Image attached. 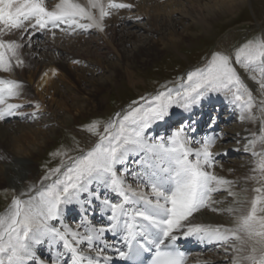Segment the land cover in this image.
<instances>
[{"label": "snow or ice", "instance_id": "1", "mask_svg": "<svg viewBox=\"0 0 264 264\" xmlns=\"http://www.w3.org/2000/svg\"><path fill=\"white\" fill-rule=\"evenodd\" d=\"M132 7L118 0H107V3L104 0H86L84 3L59 0L52 7L45 0H0V71L10 72L13 62L16 67L24 63L19 55V49L24 45L17 40L4 39L13 30L20 32L21 40L26 36L29 44L36 32L47 29L55 36L53 29L66 31L61 25L73 30L96 28L103 32L104 20L111 10ZM257 62L264 64V36L248 41L236 53L235 64L248 68ZM52 74L55 75V71ZM259 84L264 89V80ZM162 88L164 90L153 97L142 96L139 101H133L126 112L117 113L103 125L90 123L86 130L97 135L99 141L94 147L77 157H69L67 164L62 161L60 166L50 169L43 179L52 180V183L43 191L13 197L7 211L0 214V264H108L112 260L109 251L122 260L135 257V264H142L143 253H154L150 264H183V254L174 247V242L181 236H196L200 240L228 245L235 253L233 264H264V187L254 189L257 195L252 199L250 209L241 211L232 227L193 222L194 213L214 203L212 193L232 183L206 170L214 165L211 148L218 134L195 141L187 135L194 129L190 125H181L167 143L152 144L146 136V130L154 122L164 120L174 104L188 109L213 93H224L226 97L230 94L232 101L250 111L252 94L242 85L231 56L212 53L203 68L187 73L181 90L168 89L166 85ZM242 88L247 99L241 93ZM20 89L19 82L0 79V121L22 115L18 109L24 105L9 102L21 95ZM261 142L264 144V136H261ZM255 143L250 139L245 151L251 148L252 154L260 157L254 169L260 176L253 178L264 182V150L256 152ZM134 152L151 153L158 163L160 160L168 162L167 167L161 168L163 177H157L155 171L147 177L150 196L143 192L137 194L130 186L126 187L120 174L122 170L118 165ZM140 163L137 161L138 165ZM136 175L140 178L141 173ZM93 183L103 184L119 198V202L102 198L90 187ZM137 195L145 207L134 210L129 220L125 205L136 203L134 197ZM24 196L27 199L21 198ZM95 201H100L110 211V224L106 227L97 228L83 220ZM74 203L82 209L79 227L58 226L62 206ZM211 210L218 211L216 208ZM227 211L239 210L229 208ZM121 217H125L121 241L128 251L115 245L110 249L103 240L109 232L118 234ZM138 220L146 223L138 224ZM44 243L58 255L50 254L47 260L40 257L36 249ZM84 246L95 255H85ZM65 255L67 259L61 260Z\"/></svg>", "mask_w": 264, "mask_h": 264}, {"label": "bare ground", "instance_id": "2", "mask_svg": "<svg viewBox=\"0 0 264 264\" xmlns=\"http://www.w3.org/2000/svg\"><path fill=\"white\" fill-rule=\"evenodd\" d=\"M242 1L118 0V2L131 4L133 7L111 10V14L104 20L105 27L103 32L96 28L73 30L66 25H61V28L67 30L53 29L55 36L47 29L38 32L44 34L42 44L34 41L36 34L32 36L30 44L26 36L23 40L20 39L21 34L19 31L13 30V32L5 35L4 39L17 40L24 45L19 49V55L24 63L23 66L16 67L13 62V68L10 72L0 71V79L15 80L21 84V95L18 98L11 99L9 102L24 106L29 104L26 111L32 112V115L23 116L26 111L22 107L18 109V112L22 113V115L14 116L20 119V122L6 125L5 120L10 117L0 121V188L4 186L15 187L16 196L21 193L36 195L37 192L43 191L45 186L42 180L37 178L35 167V163L42 155L43 149L56 138L58 127H69L74 124L75 120H77L75 115L80 116L85 108L90 109L89 107L96 106L93 104L95 93L107 88V83L109 82L107 79L90 80V88H86V85H83V82L87 81L85 74L90 71L89 69L99 70V68H102L106 70L114 68L115 71L120 70L117 73H124L128 85L137 88V73L132 68V65L135 62H139L140 65L145 66L153 56L159 53L153 38L155 35L161 37L160 39L162 40L171 41L172 37L176 35L178 26L187 20L192 25L196 24L207 28L209 26V18L202 13L203 10L212 9L214 14L219 6L224 4L228 12H233L243 7ZM45 2L49 7H52L59 0H45ZM78 2L84 3L86 0H78ZM104 3H107V0H104ZM143 33L145 35H142ZM181 38L185 39L186 37L181 35ZM134 42H136L135 46H126ZM40 49L43 50V53L36 52ZM49 51L52 56H50L51 53H48ZM35 53H39L37 60L32 58ZM105 53L106 56L112 55L115 57L118 61L117 64L112 65L106 57H102ZM95 57L99 58L96 59ZM73 61L77 62L74 63ZM70 66H73L74 70L70 69ZM53 71H55V75L52 74ZM45 73H48V75L45 76ZM61 85L64 86V90L60 88ZM256 85L258 87L260 84L258 85L254 79H251L248 83L250 88H254ZM209 99L211 98L206 96L202 100L207 101ZM259 100L264 103L263 97ZM37 105L39 107H36ZM192 110L193 107H190L184 109V112L189 116ZM33 112L36 113L34 114ZM122 112H124V109H118L115 115ZM39 115H41V118L38 120ZM239 119L243 128L230 133L234 136L233 140H237L240 144L235 146L224 145V139L228 137L226 135L227 132L226 130L218 132V138L211 148L215 162L213 167L206 169L232 183L212 193L214 203L210 207L202 208L194 213V223L212 227L217 225L232 227L240 212L248 211L247 202L250 195V186L253 177L258 174V171H254V169L257 168L260 157L254 156L251 148L248 151H245V148L248 147V141L251 139L256 142V152L264 150V144L261 142V136H264V110L254 109L244 113V115H240ZM201 123L202 120H198L197 126ZM190 133L193 136V133ZM162 142H154L152 144ZM90 145L92 143L85 142V146ZM227 153H240L243 155L239 156L241 160L233 162L225 160L224 155ZM127 158H131L136 163L144 160L140 165H137L144 170L145 176L142 182L146 187V194L150 196L151 189L147 182V177L153 171L157 173V177H163L165 174L161 171V168L162 166L167 167L168 162L160 160L158 163L155 155L142 152L131 153ZM190 159H194V157H190ZM148 165H151V167H148ZM127 166L128 163L124 162L118 165V168L122 171H128ZM153 179H156V177H153ZM90 187L99 192L102 198L117 199V202H119V198L111 190L106 189L103 184L93 183ZM219 191H223L225 194H217ZM229 192L233 194L229 195ZM129 194L131 196V193ZM21 198L27 199V196ZM134 199L136 203L125 205L128 213L126 218L129 220H131L134 210H143L145 207L143 202L139 201L138 195ZM11 201L0 210V214L7 211ZM62 208V216L58 226L68 227L65 216L71 210L82 214V209L77 203L70 206H62ZM212 208H216L218 211H212ZM229 208L238 209L239 211L228 212L227 209ZM88 215L91 218L84 216L83 220L90 222L92 226L99 228L110 224V211L104 208L100 201H95L92 204ZM124 219L125 217H121L117 235L109 232L103 238L110 249L112 245L117 248H123L121 236L123 235ZM52 223L57 222L53 221ZM136 223L142 224L146 222L138 220ZM181 239L185 240L183 246L187 249L185 264H211V262L216 264V261H228L225 264H233L235 253L228 245L222 242H209L207 239L200 240L196 236L187 238L181 236ZM41 245L43 251H47H41L47 257L45 260L48 259L50 254L52 256L58 255L48 244L44 243ZM38 248H41V246L37 247V252L39 251ZM83 250L85 255H95V253H89L86 246H84ZM201 252H207V255H203ZM218 252L221 255L215 256ZM108 255L112 256V260L108 264H124L122 259L112 251H109ZM65 259H67L66 255L61 256V260Z\"/></svg>", "mask_w": 264, "mask_h": 264}, {"label": "rangeland", "instance_id": "3", "mask_svg": "<svg viewBox=\"0 0 264 264\" xmlns=\"http://www.w3.org/2000/svg\"><path fill=\"white\" fill-rule=\"evenodd\" d=\"M242 4L243 7H241V9L233 12H228L224 4L219 6L217 12L215 11L216 14H213L214 11L212 12V9H205L206 12L203 10L204 12L202 11V13L209 18V26H207V28L204 26L200 27V25L196 24L192 25L189 20H187L183 22L182 25L178 26L176 35L172 37L171 41L166 39L162 40L160 39L161 37L155 35L153 38L159 49V53L153 56L145 66L140 65L139 62H135L132 65V68L137 73V88L128 85L124 73H117V71L120 70L115 71L114 68L106 70L102 68H99V70L89 69L90 71L85 74L87 81L83 82V85H86V88H90V80L107 79L109 81L107 83V88L95 93L93 104L96 106L92 108L89 107L90 109L85 108L83 114L80 116L75 115L77 120H75L74 124H71L69 127H58L56 138L43 149V153L35 163V167L37 178L42 180L44 186L46 187L49 183H52V180L43 179L50 169L60 166L62 161L67 164L69 162V157H77L81 155L82 152L90 150L94 147L95 143L99 142L97 135L89 133L86 130V127L90 123L100 122V124L103 125L112 118V116L114 117L118 109L127 111L133 101H139L142 96H155L159 91L164 90L162 86L166 85L168 89L172 90H181L182 85L186 82L187 73L198 68H203L206 61L210 59L212 53L220 52L231 56L242 85L252 94L253 107L250 111L254 109L264 110V105H262L264 103L259 100L262 97L264 99V89H261L259 85V82L264 80V64L257 62L250 65L248 68L235 64L236 53L240 48L253 38L259 39L261 36H264V0H243ZM143 21L142 23L145 26ZM142 35L145 34L143 33ZM181 35L186 38L182 39ZM35 36L36 39L34 41L42 44L44 34L37 32ZM135 43L136 42L126 46L133 47ZM36 52L43 53V50L40 49ZM48 53L50 54L51 52L49 51ZM38 55L39 53H35L32 55V58L37 60V58H39ZM50 56H52V53ZM102 57H106L112 65H116L118 62L112 55L106 56V53L103 54ZM95 58L98 59L99 57ZM73 68V66H70V69L74 70ZM253 77L259 86L257 87L256 85L254 88H250L248 83ZM63 87L62 85L60 86L62 90H64ZM241 93L244 95V98L247 99V93L243 91V88L241 89ZM209 97L211 99L207 101L201 100L193 104L191 106L193 110L189 116L184 112L185 108L174 104L169 109V114L164 120L154 122L151 127L146 130L148 142L154 143L163 141L162 143H167L169 137L181 125H190L194 131H188L187 135L193 137L195 141H201L213 134L226 130V135L228 137L224 139V145L235 146L240 144L237 140H233L234 136L230 132L239 131L243 128L239 116L250 111L247 108L238 106L232 101L230 94L226 97L224 93H213L209 95ZM140 103L143 104V101H140ZM28 105L29 104L23 106L24 111L27 110ZM33 113L35 114L36 112ZM25 115H32V112L26 111L23 116ZM40 118L41 115L38 116V120ZM198 120H202V123L197 126ZM14 122H20V119L12 116L5 120L6 125L15 124ZM100 131H103L102 127ZM190 132L193 133V136ZM86 141L92 143V145L85 146ZM242 155L243 154L240 153H227L224 157L226 161L236 162L241 160L239 156ZM140 162L142 163L144 160H140ZM125 163H128V171H121L120 174L125 179L126 187L130 186V188L138 194L141 192L146 194L147 190H145L146 187L142 182L145 176L144 170H142L136 162H133L131 158H127ZM154 164L157 166L156 163ZM137 172L141 173L140 178L137 177ZM259 175L260 173L258 172L255 177L258 178ZM54 179L55 177H53V180ZM258 187H264V182L253 178L247 202L248 210L251 207L252 199L257 195L254 189ZM217 194L224 195L225 192L219 191ZM15 196V187L4 186L0 188V210L10 203ZM112 201L117 202V199H113ZM87 218L90 219V215H88ZM81 220L82 214L78 213V211L71 210V212H68L65 216V221L72 229H77ZM40 246L41 248H38V255H43L42 257L46 259L47 257L44 256L45 254L41 252L43 251L42 245ZM195 251L197 252V250ZM43 252L47 251L44 250ZM201 254L207 255V252H201ZM219 254L218 252L215 256H219ZM227 262L216 261L215 263L225 264ZM212 263L214 262H211V264Z\"/></svg>", "mask_w": 264, "mask_h": 264}]
</instances>
